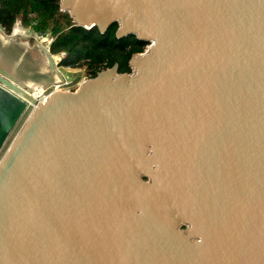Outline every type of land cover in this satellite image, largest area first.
I'll return each instance as SVG.
<instances>
[{
  "label": "water",
  "instance_id": "water-1",
  "mask_svg": "<svg viewBox=\"0 0 264 264\" xmlns=\"http://www.w3.org/2000/svg\"><path fill=\"white\" fill-rule=\"evenodd\" d=\"M59 7L149 48L45 103L0 56V264H264V0Z\"/></svg>",
  "mask_w": 264,
  "mask_h": 264
},
{
  "label": "trees",
  "instance_id": "trees-1",
  "mask_svg": "<svg viewBox=\"0 0 264 264\" xmlns=\"http://www.w3.org/2000/svg\"><path fill=\"white\" fill-rule=\"evenodd\" d=\"M17 21L40 37H50V54H64L59 67L83 68L89 78L115 65L119 74H130V60L148 45L134 35L117 38V23L104 33L97 27L76 26L68 13L60 12L59 0H0V28L4 33L10 34Z\"/></svg>",
  "mask_w": 264,
  "mask_h": 264
},
{
  "label": "rangeland",
  "instance_id": "rangeland-1",
  "mask_svg": "<svg viewBox=\"0 0 264 264\" xmlns=\"http://www.w3.org/2000/svg\"><path fill=\"white\" fill-rule=\"evenodd\" d=\"M17 32V34H15ZM8 37L9 41L16 42V45L18 44L21 46L25 53L27 54L26 56L30 59V61L33 62H39L41 64H46L48 61V54H50L49 50L47 52V48L49 47L48 45V40L50 41V37H40L34 33L28 28H24L21 26L20 21H17L15 25L13 26L11 33L10 34H4ZM15 41H14V40ZM42 50L46 51V56L43 55ZM28 52V53H27ZM25 55V54H24ZM51 55V54H50ZM58 57V56H56ZM61 57V56H59ZM63 58V57H62ZM23 59V57L21 58ZM61 60V59H60ZM54 71L59 73L62 77H65L68 82L71 84H76L80 80H82L83 77H86L84 73L83 68H76V69H71V68H62L56 65L54 67ZM43 89V88H42ZM31 112V108H29L22 119L20 120L19 124L17 125L16 129L12 132L10 137L8 138L6 144L4 145L2 151L0 152V160L4 156L5 152L13 142L14 138L16 137L17 133L19 132L23 122Z\"/></svg>",
  "mask_w": 264,
  "mask_h": 264
},
{
  "label": "bare ground",
  "instance_id": "bare-ground-1",
  "mask_svg": "<svg viewBox=\"0 0 264 264\" xmlns=\"http://www.w3.org/2000/svg\"><path fill=\"white\" fill-rule=\"evenodd\" d=\"M15 34H17V32H15ZM42 53H43V55L46 56V51L42 50ZM26 55L27 54L25 53L24 49L21 46H19L18 44L16 45V42L6 41L0 35V56L2 57V59L5 62H7V63L12 62V60H11V57H12V58H15L18 62L24 63L25 65H27L29 67H32V69H35L36 71H40L42 73H49V72H45V71H48L49 70L54 75V78L55 79L57 78L58 73L55 72V71H51L48 62L45 65L44 64H41L39 62H36L35 63L33 61H30V59ZM59 56H61V57H59ZM59 56L58 57L52 56L51 57L52 61L54 63H57L60 59H62V57L64 56V54H60ZM22 57H23V59H21ZM40 91H42V88L41 87L34 86L32 92H31V95L35 99H37V97L41 94Z\"/></svg>",
  "mask_w": 264,
  "mask_h": 264
},
{
  "label": "built area",
  "instance_id": "built-area-1",
  "mask_svg": "<svg viewBox=\"0 0 264 264\" xmlns=\"http://www.w3.org/2000/svg\"><path fill=\"white\" fill-rule=\"evenodd\" d=\"M0 32L3 33L4 31L0 28ZM48 45L51 43V40H48ZM149 48V45L146 46L145 50ZM49 50V47L47 48V51ZM53 56V55H51ZM92 78L89 77H83L82 80H80L79 82H77L76 84H71L70 82H68L66 80L65 77H62L61 81L56 82L54 85H51L47 88H43L41 92V94L37 97V100L41 103H45L46 100L50 97V95H52L53 93H57V92H66V93H72L75 92L79 86Z\"/></svg>",
  "mask_w": 264,
  "mask_h": 264
},
{
  "label": "crops",
  "instance_id": "crops-1",
  "mask_svg": "<svg viewBox=\"0 0 264 264\" xmlns=\"http://www.w3.org/2000/svg\"><path fill=\"white\" fill-rule=\"evenodd\" d=\"M4 34H5L4 32L3 33L0 32L1 37H3L6 41H9L8 37L6 35H4Z\"/></svg>",
  "mask_w": 264,
  "mask_h": 264
}]
</instances>
